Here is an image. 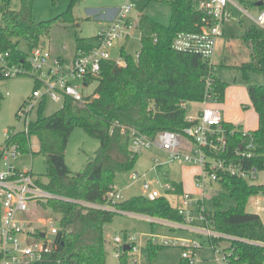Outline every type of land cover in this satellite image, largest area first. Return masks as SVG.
<instances>
[{
    "label": "trees",
    "instance_id": "obj_1",
    "mask_svg": "<svg viewBox=\"0 0 264 264\" xmlns=\"http://www.w3.org/2000/svg\"><path fill=\"white\" fill-rule=\"evenodd\" d=\"M33 1L21 0V10L13 11L12 0H0V49L11 53L15 63H26L28 59V53L19 48L21 41L33 50L43 46L54 26L72 24L75 21L73 7L80 0H72L71 8L56 21L41 23L33 18ZM201 1L204 0H170L172 17L169 25L141 13L137 29L141 31L142 48L136 59L123 46L119 60L105 61L99 77L86 81L87 85L98 81L93 96L80 102L66 98L64 107L50 116H44V100L38 120L30 124L29 137L24 132L13 137L23 155L32 153L29 138H38L48 179L40 184L63 198L51 200L42 207L61 215V220L56 249L39 264H107L105 228L123 213L159 220H182L167 196L154 201L135 196L123 202L109 203L106 195L115 186L116 177L132 172L139 159V156L131 155L129 139L122 134V127L135 129L151 138L164 131L185 134L184 131L193 125L188 120V104L201 103L207 92L218 103L225 100L228 85L219 77L218 65L210 66L197 54L177 52L172 48L179 33H201L212 24L206 12L199 8ZM260 2L263 5L259 8L264 11V0H241L240 3L249 10ZM244 41L251 46L252 59L239 70L246 79L252 74L264 75V31L253 27L244 36ZM92 46L85 39H77V50ZM209 79L212 84L208 88ZM4 80L0 76V81ZM39 86L35 80L34 91ZM248 93L258 114V129L244 134L243 130L227 123L226 157L234 159L237 150H246L250 145L253 156L244 164L262 170L264 85H249ZM3 101L4 95L0 91V110ZM77 128L97 139L100 148L83 172L73 173L66 163V154L72 133ZM1 151L2 147L0 155ZM217 185V190L207 192L204 206L211 228L230 237L229 264H264V223L260 215L247 212L251 198L264 196V185L249 184L228 174H221ZM174 188L175 195L184 193L181 183H174ZM225 240L214 238L212 242L220 245ZM163 248L150 240L143 253L153 260ZM116 264H133L129 252L124 251ZM181 264L193 263L183 258Z\"/></svg>",
    "mask_w": 264,
    "mask_h": 264
},
{
    "label": "built area",
    "instance_id": "obj_2",
    "mask_svg": "<svg viewBox=\"0 0 264 264\" xmlns=\"http://www.w3.org/2000/svg\"><path fill=\"white\" fill-rule=\"evenodd\" d=\"M135 1L128 0L121 6L114 20L103 25L94 42L90 43L93 44L92 48L77 50L72 62L62 61L54 57L47 47L40 46L28 52L26 63H15L11 53L0 49L2 78L6 80L32 76L40 85L18 113V117L25 125L22 132L28 137L29 127L33 122L31 115L35 107L40 108L44 100L50 99L56 104L61 103L63 108L66 98L79 102L84 99L76 84L80 82L86 87L89 86L86 84L89 78L99 77L102 64L114 60L113 50L120 42L131 38L132 31L137 29L139 18L132 17L136 8ZM228 5L229 0L201 1L199 8L206 12L212 24L205 27L201 33H179L173 41L172 48L177 52L197 54L210 66L215 65L213 59L218 38L224 34L223 24L232 18ZM256 23L258 28L264 31V11L260 12ZM211 84L209 79L208 88ZM201 104L204 108L197 117L188 116V120L193 125L184 131L185 134L164 131L151 138L135 129L122 127L121 130L129 139V151L132 156H140L145 151L157 148L166 154L168 163L177 162L200 168L195 181L201 192L200 197L195 198L192 194L183 193L180 196V205L175 209L182 220H163L159 223L197 232L205 236L211 248L216 251L220 245H215L212 239L228 240L230 237L215 232L206 216L204 201L209 186L213 183L217 184L221 174H228L253 184L252 182L258 180L264 173V169L248 168L244 164L253 156L249 150L250 145L246 150H237L234 159L226 157L229 131L226 129L227 123L221 111L214 108L219 103L207 92ZM18 133L21 132L14 129L7 133L0 155V264H39L45 262L55 251L60 232V226L56 225L52 218L44 217L42 207L51 200L63 198L44 189L40 184L43 182L36 178L32 168L21 170L15 164L23 156L20 145L13 141V137ZM30 141L31 138H29V146L32 150ZM163 163L160 159H155L154 168L162 166ZM131 178L134 182L144 180L142 190L149 200L154 201L165 196L153 183L145 180L146 175L132 171ZM164 190L173 193L175 188L174 185L168 184L164 186ZM120 191L113 186L106 195L107 201L123 202ZM42 234H45V237H42ZM50 236H56L57 241L51 240ZM146 238V244L152 240L154 244L164 247H182L183 257L192 263L196 250L204 247L203 243L189 238L155 234ZM113 241L118 247V258L124 252V246L128 245L131 247L129 251L131 262L138 264L144 249L137 236H124V238L118 236ZM229 256L230 253H227L223 255V259L218 257L217 260L229 264Z\"/></svg>",
    "mask_w": 264,
    "mask_h": 264
},
{
    "label": "rangeland",
    "instance_id": "obj_3",
    "mask_svg": "<svg viewBox=\"0 0 264 264\" xmlns=\"http://www.w3.org/2000/svg\"><path fill=\"white\" fill-rule=\"evenodd\" d=\"M128 0H80L73 7V16L75 21L71 24H58L54 26L44 41L48 43L52 50H62L65 46H75L77 39L89 40L94 42V37L106 25L109 20L103 18L108 9L120 8ZM241 0H229L228 9L232 13V18L223 24L224 38L219 37L217 48L214 56L215 65H223L220 70V77L223 78L231 86L236 83H243L247 87L249 85H264V75H250L248 79L244 74L234 68L235 61H244L249 59L248 47L244 41V36L253 27H258L256 20L260 14V8L254 7L249 10H244L241 7ZM136 8L132 13V17L138 19L141 13L148 17L164 24L169 25L172 17L169 1L158 0H136ZM72 5V0H34L33 1V18L37 23L56 21L62 14L67 12ZM22 7L21 0H12L11 8L13 11H20ZM2 25V15L0 13V26ZM228 43L226 44L225 42ZM126 47V51L135 59L141 51V31L135 29L132 31V37L128 40L119 43L118 47L112 53L119 60L120 50L122 46ZM20 50L25 53L29 52V45L21 41ZM223 63V64H222ZM230 68H225V66ZM243 65V64H242ZM241 65V66H242ZM240 67V66H239ZM260 83V84H259ZM35 80L32 76H20L13 79L0 81V91L4 95V101L0 110V146L6 142L7 133L14 129L19 132L24 131V122L18 117L19 110L33 95ZM83 98H88L94 95L98 81H94L89 86L84 87L82 83L76 84ZM9 93V95H7ZM203 105L200 103L188 104V116L195 118L199 112L203 110ZM219 109V104L214 106ZM61 109V103L56 104L52 100H46V108L44 116H50ZM221 111V110H220ZM39 118V106H36L31 120L37 121ZM32 153L23 155L15 164L21 169L32 168L36 178L43 183L48 182L46 177L45 157L39 153L40 144L37 137L31 138ZM100 148V143L87 135V133L77 128L73 131L70 138L69 146L66 154V163L73 173L83 172L96 152ZM155 159H160L162 166H155ZM133 172L146 175V181L151 182L165 196L169 197L175 209L180 205V196L172 192H165L164 186H173L174 183H182L184 193H193L195 198H199L201 192L196 185V176L200 173V168L191 165H182L177 162L168 163L166 154L157 148L143 152L136 163ZM261 176V175H260ZM262 177V176H261ZM144 181V180H143ZM142 182H134L131 178V172L120 174L116 177L115 186L121 190L123 200L130 199L135 196H144ZM258 184L256 180L252 182ZM218 189V185L213 183L209 186V191ZM256 199L251 198L247 205V212L258 213L256 207ZM44 209V217L52 218L56 225H60L61 215L52 213L47 208ZM264 220V214H263ZM150 223L140 222L135 219L126 218L118 215L115 220L106 226V252L107 264H116L118 258V247L114 243L115 237H123L125 233L128 236L135 235L140 239L143 249L146 246L147 238L143 237L142 233H154L155 235H163L176 237L175 232L169 230L165 226L155 225V230L152 232ZM180 235V233L178 234ZM182 236V235H181ZM189 239H195L203 243L202 249H197L193 259V264H225L224 261H218L217 258H222L223 255L229 253L230 241L225 240L220 244V247L214 251L209 241L197 234H189ZM184 249L182 247L170 246L160 250L153 260H149L144 253L139 257L138 264H181L183 260Z\"/></svg>",
    "mask_w": 264,
    "mask_h": 264
},
{
    "label": "crops",
    "instance_id": "obj_4",
    "mask_svg": "<svg viewBox=\"0 0 264 264\" xmlns=\"http://www.w3.org/2000/svg\"><path fill=\"white\" fill-rule=\"evenodd\" d=\"M241 7L244 9L243 6H241ZM118 10H119V7L114 8V9H108L106 11V14L103 15V18L109 20V22L113 21L117 15V13H118ZM223 33H224V31H223ZM224 34L222 36L223 38H224ZM94 39H95V37H94ZM43 43H45L44 47H47L51 51V53L53 54L54 57L61 58L62 60L66 61V62H72L74 60L75 55H76V51H77L76 45L75 46L74 45L73 46L72 45L71 46H65L62 48V50H54L53 51L52 50L53 48L51 49L48 47V43L46 41H44ZM89 43H92V42L89 41ZM225 43L227 44L228 41ZM246 45L248 47L247 49H248L250 57H248L249 59H244V61H241V60L235 61L234 65H233L235 69H237V67L239 68V66H241L244 63L250 62L252 59L251 46L247 43H246ZM114 51L115 50H113V52ZM113 58L116 59L114 56H113ZM218 66L220 67V69H219V77H220V70L223 67V65H218ZM225 68H230V66L229 65L225 66ZM252 75H256V74H252ZM221 79L225 83H227L223 78H221ZM227 85L228 86H227V89L225 92V100L223 103H219V109L221 110V113H222V116H223L225 122L228 123L229 125H232L236 129H241L247 133L256 131L258 129V126H259V119H258V114L256 113V111L253 107V103L250 99V96L248 93V87L246 85H244L243 83H239V84L236 83L233 86H231L230 84L227 83ZM3 145L0 146V149H1V147H3ZM261 176H259V178H258L259 183L257 185H264V173L261 174ZM190 194H192L195 197V195L193 193H190ZM253 198H257L256 199V207H257L256 212H258V213H256V214L260 215V217L262 218V221L264 223V220H263L264 196H257V197H253ZM121 215L125 216L126 218L135 219L137 221H140L141 223L142 222L150 223L152 225L151 226L152 232H154V230H155V225H162L159 223V221H163V220L153 219V218H150L147 216L131 214V213H123ZM162 226H165L169 230L174 231L175 232L174 234L176 237L187 238V236L189 234H195V235L197 234L198 236H201L202 238H206L205 236H203L197 232L194 233V232L186 231V230H183L180 228L176 229V228L167 226L165 224ZM106 230L107 229L105 228V233H106ZM179 233H180V235H178ZM125 234H126L125 236H128L129 233L127 232ZM142 235L143 236H149V235H154V233H142Z\"/></svg>",
    "mask_w": 264,
    "mask_h": 264
},
{
    "label": "water",
    "instance_id": "obj_5",
    "mask_svg": "<svg viewBox=\"0 0 264 264\" xmlns=\"http://www.w3.org/2000/svg\"><path fill=\"white\" fill-rule=\"evenodd\" d=\"M261 5H263V3L262 2H260L259 4H257V7H259V6H261ZM43 45V47L45 46V43H43L42 44ZM42 237H45V234H42L41 235ZM51 240H53L54 242H56L57 241V237L56 236H50L49 237ZM131 250V247L130 246H128V245H126V246H124V251H130Z\"/></svg>",
    "mask_w": 264,
    "mask_h": 264
}]
</instances>
